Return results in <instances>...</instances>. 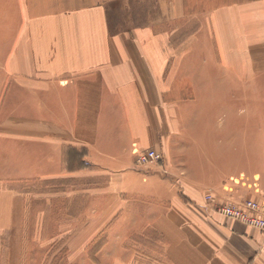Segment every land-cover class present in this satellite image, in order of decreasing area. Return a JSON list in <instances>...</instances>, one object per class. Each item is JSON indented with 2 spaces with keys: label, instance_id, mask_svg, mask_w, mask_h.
I'll return each instance as SVG.
<instances>
[{
  "label": "crops",
  "instance_id": "0c3cea01",
  "mask_svg": "<svg viewBox=\"0 0 264 264\" xmlns=\"http://www.w3.org/2000/svg\"><path fill=\"white\" fill-rule=\"evenodd\" d=\"M259 53L264 0H0V264L49 259L53 206L17 185L65 179L82 148L163 244L121 264H264V236L216 212L264 200ZM147 150L169 174L133 170Z\"/></svg>",
  "mask_w": 264,
  "mask_h": 264
},
{
  "label": "rangeland",
  "instance_id": "374dc122",
  "mask_svg": "<svg viewBox=\"0 0 264 264\" xmlns=\"http://www.w3.org/2000/svg\"><path fill=\"white\" fill-rule=\"evenodd\" d=\"M121 16L120 7L114 9L112 17L115 25L121 23ZM259 58L264 59V53H259ZM258 70L263 79H254L256 85L252 83V88L256 86L263 95L258 100V108L259 119L264 120V69ZM250 86L243 82V90ZM159 154L162 161L158 165H151L148 170L155 169L165 176L169 174V168L164 155ZM87 155L84 148L74 152L67 150L65 179L35 183L19 181V192L25 194L33 191L39 197L44 194L53 208L50 211L49 259L19 260L17 264H121L122 256L127 254V257L152 258L155 252L161 253V239L151 230L138 234L140 230L136 233L129 227L137 213H130L133 215L130 221L123 220V205L128 202L137 205L140 201L138 196H123L117 176L104 173L101 168L85 162ZM133 170L142 172L135 161ZM23 230L26 232L25 227ZM28 231H33L31 226ZM114 255L118 256L117 260L110 259ZM14 263L3 261V264Z\"/></svg>",
  "mask_w": 264,
  "mask_h": 264
},
{
  "label": "built area",
  "instance_id": "2783aa9c",
  "mask_svg": "<svg viewBox=\"0 0 264 264\" xmlns=\"http://www.w3.org/2000/svg\"><path fill=\"white\" fill-rule=\"evenodd\" d=\"M162 156L155 150L142 151L137 154L135 162L142 172L151 165H158ZM205 202L213 205L214 197L206 196ZM216 212L223 218L240 223L241 225L260 232L264 236V200H246L219 204Z\"/></svg>",
  "mask_w": 264,
  "mask_h": 264
}]
</instances>
